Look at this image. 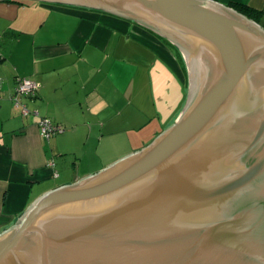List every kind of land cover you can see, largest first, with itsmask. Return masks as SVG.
I'll use <instances>...</instances> for the list:
<instances>
[{
	"label": "water",
	"instance_id": "water-1",
	"mask_svg": "<svg viewBox=\"0 0 264 264\" xmlns=\"http://www.w3.org/2000/svg\"><path fill=\"white\" fill-rule=\"evenodd\" d=\"M29 1L166 39L188 93L146 146L36 198L0 232V264H264V26L213 0Z\"/></svg>",
	"mask_w": 264,
	"mask_h": 264
},
{
	"label": "crops",
	"instance_id": "crops-1",
	"mask_svg": "<svg viewBox=\"0 0 264 264\" xmlns=\"http://www.w3.org/2000/svg\"><path fill=\"white\" fill-rule=\"evenodd\" d=\"M213 1L253 11L264 26V0ZM17 77L41 84L35 98L22 99L37 116L14 106ZM187 93L182 54L121 15L0 3V232L43 193L146 146L178 117ZM100 100L107 107L94 116L89 109ZM41 116L64 132L43 138ZM124 145L128 151L113 155Z\"/></svg>",
	"mask_w": 264,
	"mask_h": 264
},
{
	"label": "built area",
	"instance_id": "built-area-1",
	"mask_svg": "<svg viewBox=\"0 0 264 264\" xmlns=\"http://www.w3.org/2000/svg\"><path fill=\"white\" fill-rule=\"evenodd\" d=\"M25 88L26 91H23L22 89ZM40 88L41 84L38 81L25 77L16 78V85L13 93L11 94V99L14 106L19 108L22 116H29L31 114L36 116L38 115V111L30 110L27 105L23 103L22 99L24 97L33 99L38 94ZM38 128L40 135L45 139H50L52 136L64 132L62 125L54 123L51 118L46 116L39 117Z\"/></svg>",
	"mask_w": 264,
	"mask_h": 264
},
{
	"label": "trees",
	"instance_id": "trees-1",
	"mask_svg": "<svg viewBox=\"0 0 264 264\" xmlns=\"http://www.w3.org/2000/svg\"><path fill=\"white\" fill-rule=\"evenodd\" d=\"M22 1H24V0H9V1H5V2H0V3H22ZM236 9H237V11L238 12H246L247 14H248V18H252L253 17V19L255 20V18H256V14L257 13H254L253 11H250V10H247L246 8H243V7H241V6H236ZM247 17V16H246ZM146 29V28H145ZM149 32H151L150 30H148ZM152 34H154L157 38H159L160 40H162L163 42H165V43H167L170 47H172V48H174V49H176L175 48V46H173L171 43H169L166 39H164V38H162V37H160V36H158V35H156L155 33H153V32H151ZM177 50V49H176ZM35 98V97H34Z\"/></svg>",
	"mask_w": 264,
	"mask_h": 264
},
{
	"label": "clouds",
	"instance_id": "clouds-1",
	"mask_svg": "<svg viewBox=\"0 0 264 264\" xmlns=\"http://www.w3.org/2000/svg\"><path fill=\"white\" fill-rule=\"evenodd\" d=\"M23 91H26L25 89H22ZM107 107V104L104 100H100L98 103L94 104L90 107L89 111L92 115L98 116L100 113ZM38 119V118H37Z\"/></svg>",
	"mask_w": 264,
	"mask_h": 264
},
{
	"label": "rangeland",
	"instance_id": "rangeland-1",
	"mask_svg": "<svg viewBox=\"0 0 264 264\" xmlns=\"http://www.w3.org/2000/svg\"><path fill=\"white\" fill-rule=\"evenodd\" d=\"M143 28V27H142ZM144 30H146V31H148L147 29H145L144 28ZM149 32V31H148ZM167 44V43H166ZM175 121V120H174ZM53 138V137H52ZM51 140V139H50ZM125 147V145L123 146V148H122V150H118V151H115V152H113V155H118V154H120V153H125L126 151H128L127 149H125L124 148ZM128 147H130V146H128ZM129 152H126L125 154H123L122 156H120L119 158H121V157H123V156H125V155H127ZM58 157L60 158H65L64 160H67L68 158H69V162H70V155H66V154H64V155H58ZM58 157H56V158H58ZM119 158H117V159H119ZM116 159V160H117ZM115 161V160H114ZM113 161V162H114ZM112 163V162H111ZM110 163V164H111Z\"/></svg>",
	"mask_w": 264,
	"mask_h": 264
}]
</instances>
